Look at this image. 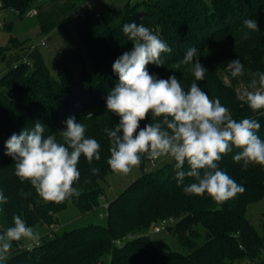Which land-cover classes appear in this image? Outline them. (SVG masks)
Listing matches in <instances>:
<instances>
[{"label":"trees","instance_id":"trees-1","mask_svg":"<svg viewBox=\"0 0 264 264\" xmlns=\"http://www.w3.org/2000/svg\"><path fill=\"white\" fill-rule=\"evenodd\" d=\"M2 2L6 8L23 14L38 1ZM142 9L143 17H139ZM80 10L70 0H56L50 9L40 8L36 15L45 35L66 25L76 31L89 55V64L84 65L79 76L68 67L60 68L53 75L37 46L33 51L19 49L14 55L4 50L0 52V64L5 66L0 73V95L9 99L5 102L14 108L10 123L7 113H0V190L8 197V203L0 205L3 209L0 211V233L13 226L14 215L21 216L29 227L40 219L52 222L46 212L43 218L28 216L40 211L42 206L20 195L21 190L25 192L26 184L16 178L14 161L5 154V142L13 133L31 129L36 122L45 125V130L55 128L58 131L65 128L67 118L75 117L81 122L86 114H96V120L106 128L113 120L110 112L104 111L106 97L118 83L112 65L133 48V42L122 31L125 23H142L172 48L170 53L161 55L164 65L147 66L150 74L167 79L173 72L172 65L182 60L189 48H208L218 34L225 36L232 28L233 32H238L245 19L264 12V0H211L210 3L205 0H144L125 6L120 14L108 16H102L92 5L83 13ZM25 60L31 64H25ZM239 61L244 66V74L238 78L247 87L253 74L260 70L250 57ZM12 84H19V90L11 89ZM19 95L22 98H17ZM102 111L105 113L100 116ZM231 115L237 121L245 117L257 119L261 124L257 134L264 140V110L254 113L244 102H237ZM87 122L83 124L88 126ZM141 124L143 127L144 122ZM100 145L99 161L94 160L89 165L83 156L79 161L81 177L74 187L81 190V195L63 204L51 202L50 208L56 215L69 203L82 214L100 208L101 192L104 193L100 182L115 173L107 164L110 156L107 136ZM239 151L233 148L224 155L219 167L245 191L224 203L215 202L207 194H185L183 187L192 181L186 178L184 185L178 186L174 161L169 159L157 171H145L147 157H142L141 177L107 205L106 225L74 229L62 235L51 233L41 239L39 246L30 249H16V242H13L14 249L4 264H235L239 260L248 263L258 260L264 264L261 259L264 238L258 240L256 230L246 218L248 206L264 197V166L250 164L246 170L242 169V162L233 160ZM92 168H98L99 172L93 175ZM184 170H188L187 165ZM86 180L89 182L85 183ZM32 203L33 210L29 208ZM170 218L177 220L171 233L179 234V243L186 251H174L166 242L152 240L142 233L153 222ZM200 226L201 230H197Z\"/></svg>","mask_w":264,"mask_h":264},{"label":"clouds","instance_id":"clouds-1","mask_svg":"<svg viewBox=\"0 0 264 264\" xmlns=\"http://www.w3.org/2000/svg\"><path fill=\"white\" fill-rule=\"evenodd\" d=\"M243 28L258 31V22L245 19ZM122 31L133 42V48L112 65L118 83L106 97V109L119 119L113 127L104 129L110 145V169L127 175L139 167L142 157L153 162L169 158L174 161L178 186L184 185L186 178L192 181L183 187L185 194H207L215 202L224 203L243 193L245 188L221 170L219 162L236 148L240 151L233 160L242 162V169L250 164L264 166V140L257 134L259 121L249 117L237 121L219 98H210L196 82L185 90L174 74L167 79L150 74L147 66L164 65L161 55L170 53L172 48L142 23H125ZM199 56L198 49L191 47L170 69L190 64L195 80L203 81L207 69L199 62ZM228 67L232 77L244 74L238 58L228 62ZM239 99L254 113L264 110V72L253 74ZM149 117L150 122L141 127V122ZM64 124V129L45 136L46 126L36 122L31 129L13 133L5 142V154L14 161L16 177L30 183L46 203L78 198L81 190L74 185L81 177V157L89 165L101 159V145L86 137L83 123L69 117ZM91 171L95 175L99 169ZM20 195L27 197L31 193L21 190ZM7 203L8 197L0 190V205ZM12 220L13 226L0 233V264L6 261L13 242L40 239V234L21 216L14 215Z\"/></svg>","mask_w":264,"mask_h":264},{"label":"rangeland","instance_id":"rangeland-1","mask_svg":"<svg viewBox=\"0 0 264 264\" xmlns=\"http://www.w3.org/2000/svg\"><path fill=\"white\" fill-rule=\"evenodd\" d=\"M56 0H42L41 2H35L32 7L25 11L23 14H19L13 9L6 8L2 0H0V52L6 51L8 55H14L19 49L30 48L32 51L37 46L40 53L45 58L47 66L50 68V72L53 75L57 74V70L67 68L68 70L73 69L74 74L79 76L84 65L86 67L89 64V55L85 45L79 39L76 31L70 26H60L51 31L49 35H45L40 27V22L38 16L31 17V13L35 9L45 8L50 9L52 4ZM61 1V0H60ZM81 8V12L85 11L87 3L89 6H94L102 16H108L116 9L120 14L121 10L128 5H135L143 2L144 0H70ZM210 3L211 0H205ZM144 10H141L139 17H143ZM138 17V18H139ZM258 22L259 30L251 31L243 28V25L239 27L238 32H233V28L228 32V34L220 35L214 41H210L208 48L200 47L201 52L199 53V62L207 69L203 81H196L192 72V65L182 64L179 69H174L171 75H176L180 80L182 86L187 90L191 83L196 82L199 87L206 91L210 98H219L222 105L226 106L230 113L234 111L236 103H243L239 99L240 93L246 88V85L238 77L231 76V69L228 67V62L235 59H244L250 57L254 59L259 67L260 72H264V12L253 18ZM149 28V27H147ZM151 32L152 30L149 29ZM245 33L247 38H245ZM45 44V46H42ZM178 55V54H176ZM183 59V58H182ZM196 58H194L195 60ZM25 64L29 65V61H24ZM1 63V62H0ZM31 64V63H30ZM66 65V66H64ZM5 70V66L0 64V73ZM12 84L11 89L19 90V84ZM8 92V87L4 88ZM14 95V94H13ZM14 98V97H13ZM16 98V97H15ZM17 98H22L20 95ZM9 99H5L0 95V113H7V122L10 123L12 115H14V108L11 109L10 105L5 102ZM241 108V105L240 107ZM107 111V109H104ZM104 111L99 113L100 116L104 115ZM112 121L106 126L108 128L113 127L118 123V117L110 113ZM84 119L88 121V126H86V137L96 139L100 144L103 138L106 137L104 132V125L96 120V114H86ZM150 117L148 120L142 121L144 124L150 122ZM82 120L81 123H84ZM141 122V123H142ZM108 123V122H107ZM142 125V124H141ZM98 129V132H96ZM46 136L48 134L54 133L55 128L49 130L47 128ZM100 135L99 138L95 132ZM169 161V158H161L158 161H151L147 159L145 171H157ZM14 167V166H13ZM14 172V171H13ZM141 165L134 168L129 174H109L104 181L100 182L104 193L101 192V206L98 210L82 214L80 210L73 204L69 203L66 208L61 210L57 215L54 213L53 209L50 208L51 202H44L32 188L30 183L24 182L26 184L25 193H31L27 196L28 200L35 201V205L38 203L42 207L40 211L29 213L28 216L37 219L39 217L43 218V212H46L50 218L52 217V222H43V219L38 220L32 227L34 231L40 234L41 239L48 234L62 235L63 233L84 228L92 225H106L107 223V205L114 201L125 189H127L131 184L138 180L142 175ZM1 178V176H0ZM18 178V177H16ZM13 179H11L12 181ZM9 180H7L8 182ZM63 204V203H62ZM29 208L33 210V203L29 204ZM64 206V205H62ZM51 209V210H50ZM246 218L250 221L251 225L254 227L257 233V238L259 241L264 238V197L253 202L248 206ZM34 220H32L33 222ZM164 221V220H163ZM169 221L168 227L175 226L176 219H166ZM162 220H157L152 223L149 229L143 231L152 240H161L170 245L171 249L174 251H186L181 247L179 243V234H172L168 231V227L164 229L161 233H155V228L161 226ZM201 226L197 227V230H201ZM202 233H204L202 231ZM38 241H32L29 239H22L16 242V249H23L27 247H33ZM14 246L7 254L10 256L13 251ZM261 259H264V249L262 252ZM235 264H261L260 261L254 260L252 263H248L247 260L236 261Z\"/></svg>","mask_w":264,"mask_h":264},{"label":"built area","instance_id":"built-area-1","mask_svg":"<svg viewBox=\"0 0 264 264\" xmlns=\"http://www.w3.org/2000/svg\"><path fill=\"white\" fill-rule=\"evenodd\" d=\"M38 2H41L42 0H37ZM89 3H87V5H86V7H89ZM38 14V10L37 9H35V10H33L32 11V13H31V17H33V16H36ZM42 46H45V44H43ZM26 62H27V60H26ZM29 64H30V62H28ZM168 223H169V221H162L161 222V226L160 227H157V228H155V233H161L164 229H166L168 226ZM169 228V227H168ZM40 245V241H38L37 243H35L34 244V246H39ZM28 249H30L31 247H27Z\"/></svg>","mask_w":264,"mask_h":264},{"label":"water","instance_id":"water-1","mask_svg":"<svg viewBox=\"0 0 264 264\" xmlns=\"http://www.w3.org/2000/svg\"><path fill=\"white\" fill-rule=\"evenodd\" d=\"M119 11H117L116 9L112 12V15H115L116 13H118ZM173 228L172 227H169L168 228V231L169 232H172Z\"/></svg>","mask_w":264,"mask_h":264}]
</instances>
